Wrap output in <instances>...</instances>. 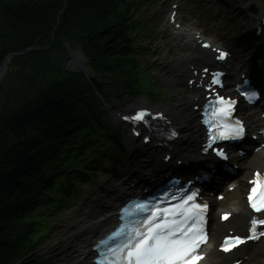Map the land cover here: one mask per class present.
I'll return each instance as SVG.
<instances>
[{"label":"trees","instance_id":"obj_1","mask_svg":"<svg viewBox=\"0 0 264 264\" xmlns=\"http://www.w3.org/2000/svg\"><path fill=\"white\" fill-rule=\"evenodd\" d=\"M138 3L0 0V28L10 29L20 42L0 51V64L8 53L33 47L36 66L52 77L0 115V264H44L34 255L44 234L39 232L47 229L37 215L58 210L71 186L97 170L90 165L108 156L105 143L114 152L122 149L118 132L105 120L102 101L109 103L110 93L138 97L150 92L130 37L140 28L133 21ZM67 42L106 85L56 68L55 54L67 59Z\"/></svg>","mask_w":264,"mask_h":264},{"label":"rangeland","instance_id":"obj_2","mask_svg":"<svg viewBox=\"0 0 264 264\" xmlns=\"http://www.w3.org/2000/svg\"><path fill=\"white\" fill-rule=\"evenodd\" d=\"M138 2L136 12L139 17L135 20L136 25L140 27L138 30L148 32L150 37L142 39L141 42L136 41L135 46L145 50L143 56H139L140 52L137 51V61H139L142 72L150 73L147 78L152 82L154 81V88H159L155 96L158 101L153 105L155 108H175L179 101H188L189 99V94L183 87L182 77H176L175 73L179 72L177 67L182 66L184 68L185 66L179 61L182 59L185 63H190L192 55L165 28L167 16L173 5L178 4L179 16L185 26L201 28L205 31L206 36L235 51L234 60L228 64L231 76L236 77L241 67L251 66L248 60L251 59L255 51L261 48L259 41H252V38L243 36L245 32L251 31L252 26L245 8L254 5L257 9L264 10V0H138ZM3 22L0 19V24ZM19 30H21L20 27ZM13 33H15L14 30ZM138 35L136 30L130 32L132 41H135ZM18 40V36L12 38V31L7 27L0 28V51L14 47L15 41ZM17 44L20 42L18 41ZM45 44L46 42H44ZM65 46L70 47L69 42ZM49 47L50 45L46 46V48ZM38 49L40 48H36V50ZM73 49L72 52L80 57L78 48L74 47ZM22 51L27 52L8 59L5 70L0 77V115L11 108L12 103L24 98V94L31 87L34 86V89L40 86L45 87L47 82L52 79L47 73L48 70L41 71L42 69L36 66L37 62L34 60L37 55L33 47ZM55 55L56 62L54 61V64L56 68L73 70L72 59L62 60L63 55L61 56V53ZM18 57L20 58L17 60ZM81 60L83 61L82 58ZM101 80L103 83L106 81L105 79ZM115 100L117 101L114 107L117 110L138 104H150L147 97L130 99L128 94H124ZM107 113L108 121L113 124L112 113L110 111ZM116 128L121 130L123 136L121 142L124 148L123 155L116 159L120 162L112 158L104 164L105 171L98 174V179L95 181L87 180L84 187L75 186L73 201L60 208L57 214L53 212L55 215L51 218H48L49 216L43 218L47 216L46 211L37 215L39 223L43 220L47 223L50 222L48 223V230L39 232V234L41 232L44 234L38 240L34 254L36 257H42L44 264H63L68 255L69 247H72L68 240V232L75 226L83 210L89 208L98 212L101 202L107 201L113 193L114 187L119 184L117 181L119 177L127 173L130 174L136 167H139L141 162L147 161L149 158L153 159L152 152L147 151V149H139L136 143L129 140L128 133L123 131L122 126ZM74 164V159H70L69 165L73 166ZM229 200L233 203H243L242 193L239 195V191L238 193L237 191L234 192L226 198L225 203H228ZM47 219L50 220L47 221ZM233 222L236 223V220ZM250 251L252 252L250 260L253 261L250 264L264 263V252L260 251L257 245L252 246ZM221 260H223L221 257L212 255L208 258V263L217 264Z\"/></svg>","mask_w":264,"mask_h":264},{"label":"bare ground","instance_id":"obj_3","mask_svg":"<svg viewBox=\"0 0 264 264\" xmlns=\"http://www.w3.org/2000/svg\"><path fill=\"white\" fill-rule=\"evenodd\" d=\"M262 13H264V10L262 11ZM175 23H176L175 18H173V20H170L167 23V29L170 30L175 37L179 38V36H183V38H185V36L190 37L191 35V37L193 38V34H189V32L185 28L177 30ZM183 38H181L182 41H184ZM184 42L185 44L187 43V41H184ZM188 43L191 44L192 41L190 40L188 41ZM189 51H192V50L190 49ZM211 57H212L211 55L206 54V57L204 59L210 60ZM247 72H250V71L248 70ZM193 105L194 104H192V106ZM182 106H185V105H182ZM188 108H189V105H188ZM183 113H184V110L180 106L179 108L177 106V108L176 107L168 108L166 110V115L168 119L171 122H173V124L177 127L180 133V138H177V140L173 142L167 143V148L170 147V149L175 154H178L180 157H183L184 159L187 160V162H193L196 160L199 161L200 160L199 157L194 155L196 151L193 150V148H196L199 135H200V131L199 129L195 131L194 128L192 127V125L195 123V120H196L194 116L192 115L193 113L191 112L192 114L191 113L189 114L187 112L186 116H183ZM254 115H256V112L254 113ZM258 141H262V139L260 138L258 139ZM135 142H138V141H135ZM148 163H151V160L145 164L148 165ZM251 165L261 170H264V156L259 153L255 154L249 166ZM148 168H146L144 171L149 170V172H152L153 170H155V169H152L151 167H148ZM247 168H245V170ZM149 172L141 176H144V177L148 176ZM158 172L159 170L157 169L155 173L158 174ZM138 173H136V175ZM141 176L134 177L136 180H139L138 183H140L141 180L143 179V178L141 179ZM151 176L153 177L152 173H151ZM242 186H243L242 183L238 185L240 189H242ZM123 190H124L123 186L115 190L116 193H119V196H115V200L111 198L112 203L110 202V200L101 202V206L99 207L98 212L93 211L89 208H87L86 210H83L75 226L71 228V230L68 232V240L70 241V245L72 244V247H69L68 255L66 256L65 261H63V264H86L87 256H89V254L87 255V252H86L87 243L90 242V240L92 239V236L94 234H97L99 230L105 229L111 226V224L113 223V219H109V213H111V208H112L111 206H113V203L119 202V200H123L125 198V196L128 193L125 191L123 193H120ZM212 207L220 208L215 202H212ZM229 210L232 213L233 217H235V219L237 220V224L231 225L230 221L233 218L231 217V219L225 222V224L218 225L217 228L214 227L210 244L217 243L219 237L223 235L228 229H239L241 231L244 229V225L248 218L244 203L242 205H239V204L231 205ZM248 253L250 254V252H248L246 248H241L239 251L234 252V254L242 256V258L244 259L243 260L244 263L247 262V260L250 257Z\"/></svg>","mask_w":264,"mask_h":264},{"label":"snow or ice","instance_id":"obj_4","mask_svg":"<svg viewBox=\"0 0 264 264\" xmlns=\"http://www.w3.org/2000/svg\"><path fill=\"white\" fill-rule=\"evenodd\" d=\"M224 55L225 53H220L221 58ZM143 116V113H138L134 117H128V119L142 120ZM242 131V127L237 122L234 133L239 135ZM220 155L223 156V153ZM192 200L193 196H188L187 201H185L186 210L179 213V216L185 217L181 224L187 223L186 228H182L181 224L168 226L152 221L148 223L146 231L133 229L126 240L117 247L110 248L112 252L111 264H115L117 254L121 260L126 256L127 264H189L190 261L201 259L202 257L197 255L196 250L207 241V236L201 227L203 209L194 203L191 204L190 208L187 207L188 202ZM252 207L257 212L261 211L264 209V199L259 204L253 202ZM259 223L264 224V220L259 221ZM256 224L257 221L254 220V228ZM241 243H244V240L239 237L231 241L226 240L223 250L228 252Z\"/></svg>","mask_w":264,"mask_h":264},{"label":"water","instance_id":"obj_5","mask_svg":"<svg viewBox=\"0 0 264 264\" xmlns=\"http://www.w3.org/2000/svg\"><path fill=\"white\" fill-rule=\"evenodd\" d=\"M250 11H255L254 8H249ZM25 51L21 52V53H18V54H9L7 55L5 58H3L2 60V63H1V66H0V77L2 75V73L4 72L5 70V66H6V62L8 61V59L12 58L13 56H18V55H21L23 54Z\"/></svg>","mask_w":264,"mask_h":264}]
</instances>
